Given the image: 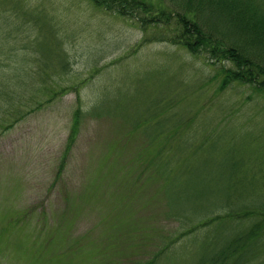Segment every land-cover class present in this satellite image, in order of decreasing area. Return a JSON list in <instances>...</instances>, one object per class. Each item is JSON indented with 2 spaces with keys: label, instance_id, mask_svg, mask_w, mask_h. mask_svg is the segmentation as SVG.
<instances>
[{
  "label": "rangeland",
  "instance_id": "rangeland-1",
  "mask_svg": "<svg viewBox=\"0 0 264 264\" xmlns=\"http://www.w3.org/2000/svg\"><path fill=\"white\" fill-rule=\"evenodd\" d=\"M166 35L92 0H0V264H137L184 231L172 195L213 198L196 208L216 218L158 264H198L204 247L264 223L228 219L224 203L264 208V95L223 87V63ZM258 233L246 264H264Z\"/></svg>",
  "mask_w": 264,
  "mask_h": 264
},
{
  "label": "trees",
  "instance_id": "trees-1",
  "mask_svg": "<svg viewBox=\"0 0 264 264\" xmlns=\"http://www.w3.org/2000/svg\"><path fill=\"white\" fill-rule=\"evenodd\" d=\"M92 1L105 10L124 16H137V20L143 27L148 25L162 26L167 32L163 40L181 44L194 54H209L211 60L223 63L221 67L223 87L240 82L252 85L256 91L264 95V8H259L252 0H250L251 2L248 0H177V8L165 6L164 0ZM229 63H231L230 66ZM7 86L9 88L15 87ZM14 89L18 91V89ZM11 91L14 92L12 89ZM42 92L49 96V101L58 95V92L51 85H45V87L43 85ZM38 97L34 93V102H37ZM44 103L37 102L33 109L43 106ZM79 113L78 110L74 118L72 136L77 133L80 121ZM70 148L71 145L67 146L65 154L62 156V166H64L63 162L67 159ZM161 166L159 163L152 164V172L155 174L153 180L161 181L158 182V186H161L162 175L166 173V169ZM157 192L158 196L162 195L159 190ZM130 198V195H126L121 199L129 200ZM213 200V198L204 196L184 199L178 195H172L170 199H166L169 207L168 217L178 220L179 227L181 230L184 229L183 232L178 233L177 239L197 231L199 225L196 228L192 225L193 223L204 220L202 223L204 225L206 221L209 223L216 218H202L200 217L202 212L199 214L196 208L197 205L202 206L204 207L202 211H204L207 205L210 206L211 203H214ZM224 203L229 204L228 207L230 208L226 218L231 220H240L248 215H264V208H251V210L246 211L247 209L244 207V211L243 207H237L231 200L224 199ZM222 206L224 207V204ZM256 224H260V226H253L250 230H243L239 234L232 233L225 240V243L217 249V252L208 246L204 247V256L198 264H240L244 260L246 264L249 261V258L246 261L248 253L250 256L251 248L260 240L258 229L264 228L263 222L258 221ZM177 239L171 240L172 243L168 246L167 240H164L161 244L163 247H160L161 250L157 253L155 251L154 255L151 254L139 262L138 260L131 262L158 264L161 256H163L159 254L163 253L165 248L171 246ZM207 252L210 253L205 254Z\"/></svg>",
  "mask_w": 264,
  "mask_h": 264
}]
</instances>
